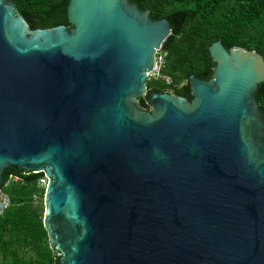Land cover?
Segmentation results:
<instances>
[{"label": "water", "instance_id": "water-1", "mask_svg": "<svg viewBox=\"0 0 264 264\" xmlns=\"http://www.w3.org/2000/svg\"><path fill=\"white\" fill-rule=\"evenodd\" d=\"M31 29L0 0V186L43 172L53 264H264V58L220 40L191 101L149 93L171 33L128 0H68Z\"/></svg>", "mask_w": 264, "mask_h": 264}, {"label": "trees", "instance_id": "trees-1", "mask_svg": "<svg viewBox=\"0 0 264 264\" xmlns=\"http://www.w3.org/2000/svg\"><path fill=\"white\" fill-rule=\"evenodd\" d=\"M29 27L50 28L72 25L67 20L68 0H12ZM140 10L148 9L153 20L166 18L171 33L162 43L165 52L161 73L171 78L166 84L149 79L146 94L138 97V107L149 111V93L170 91L191 101L189 77H211L208 47L220 40L226 49L240 46L264 58V0H128ZM253 97L264 114V80ZM43 172L24 173L5 167L2 188L10 196V206L0 216V256L3 264H53L42 223L44 187L38 185ZM6 184V185H4Z\"/></svg>", "mask_w": 264, "mask_h": 264}, {"label": "built area", "instance_id": "built-area-1", "mask_svg": "<svg viewBox=\"0 0 264 264\" xmlns=\"http://www.w3.org/2000/svg\"><path fill=\"white\" fill-rule=\"evenodd\" d=\"M165 52H161V48L155 54V63L150 71H147V80L160 79L166 84L171 83V78L168 75L161 73V69L164 66ZM47 183V177L43 176L38 179V185L45 187ZM6 185V184H4ZM11 200L8 193L0 186V216L10 206Z\"/></svg>", "mask_w": 264, "mask_h": 264}, {"label": "rangeland", "instance_id": "rangeland-1", "mask_svg": "<svg viewBox=\"0 0 264 264\" xmlns=\"http://www.w3.org/2000/svg\"><path fill=\"white\" fill-rule=\"evenodd\" d=\"M168 92H170V91H168ZM172 93V92H171ZM151 109V106L149 107V110ZM144 110V109H143ZM144 111H146V110H144ZM0 264H3L2 263V258H1V256H0Z\"/></svg>", "mask_w": 264, "mask_h": 264}, {"label": "flooded vegetation", "instance_id": "flooded-vegetation-1", "mask_svg": "<svg viewBox=\"0 0 264 264\" xmlns=\"http://www.w3.org/2000/svg\"><path fill=\"white\" fill-rule=\"evenodd\" d=\"M209 79V78H208ZM207 80V79H206Z\"/></svg>", "mask_w": 264, "mask_h": 264}]
</instances>
